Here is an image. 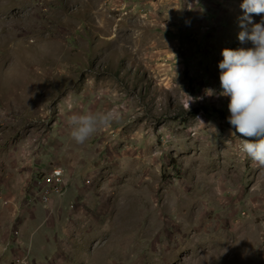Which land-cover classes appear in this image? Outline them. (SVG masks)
<instances>
[{"label": "rangeland", "instance_id": "374dc122", "mask_svg": "<svg viewBox=\"0 0 264 264\" xmlns=\"http://www.w3.org/2000/svg\"><path fill=\"white\" fill-rule=\"evenodd\" d=\"M242 2L0 0V203L38 193L66 264H264V167L220 95ZM112 108L72 140L71 115Z\"/></svg>", "mask_w": 264, "mask_h": 264}, {"label": "clouds", "instance_id": "9594fccd", "mask_svg": "<svg viewBox=\"0 0 264 264\" xmlns=\"http://www.w3.org/2000/svg\"><path fill=\"white\" fill-rule=\"evenodd\" d=\"M240 8L243 15L238 18L241 29L238 39L241 43L250 42L252 46L222 51L223 60L218 65L220 95L229 98L228 122L235 129L233 135L238 133L247 138L240 139L239 151L264 167V0H243ZM254 15L262 17L259 23L253 21ZM176 62L175 57V65ZM205 94L212 96L215 92L206 89ZM184 95L188 98L189 109L196 98L187 93ZM120 119L118 108L73 114L68 120L70 137L77 144H84L99 129L109 127ZM197 120L205 125L199 118Z\"/></svg>", "mask_w": 264, "mask_h": 264}, {"label": "crops", "instance_id": "0c3cea01", "mask_svg": "<svg viewBox=\"0 0 264 264\" xmlns=\"http://www.w3.org/2000/svg\"><path fill=\"white\" fill-rule=\"evenodd\" d=\"M3 181L0 180V185ZM6 184V183H4ZM7 205L0 203V264H13L18 256L27 255L31 264H66L63 248L58 245L61 235L57 232L55 236L45 229L49 216L53 215L51 207L42 208L39 202V194L33 197L23 190L22 186L17 190L8 189L5 192ZM34 203L36 205H34ZM50 211L46 218L32 219L38 214L39 207ZM35 221L36 226L30 232L23 231L22 235H15L17 228L22 227L27 221ZM53 241L56 243L52 245ZM54 248L53 252L43 255Z\"/></svg>", "mask_w": 264, "mask_h": 264}, {"label": "built area", "instance_id": "2783aa9c", "mask_svg": "<svg viewBox=\"0 0 264 264\" xmlns=\"http://www.w3.org/2000/svg\"><path fill=\"white\" fill-rule=\"evenodd\" d=\"M53 178L55 182L61 183L62 181V173L60 170H55L53 173ZM13 264H31L27 255L16 257L13 261Z\"/></svg>", "mask_w": 264, "mask_h": 264}]
</instances>
